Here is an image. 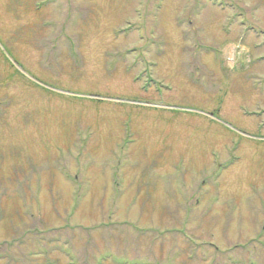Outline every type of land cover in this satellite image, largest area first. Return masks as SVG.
I'll list each match as a JSON object with an SVG mask.
<instances>
[{
    "label": "rangeland",
    "instance_id": "1",
    "mask_svg": "<svg viewBox=\"0 0 264 264\" xmlns=\"http://www.w3.org/2000/svg\"><path fill=\"white\" fill-rule=\"evenodd\" d=\"M0 264H264V0H0Z\"/></svg>",
    "mask_w": 264,
    "mask_h": 264
}]
</instances>
